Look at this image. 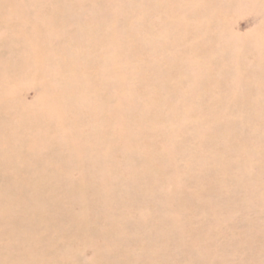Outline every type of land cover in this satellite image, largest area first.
Returning <instances> with one entry per match:
<instances>
[{"label":"rangeland","instance_id":"rangeland-1","mask_svg":"<svg viewBox=\"0 0 264 264\" xmlns=\"http://www.w3.org/2000/svg\"><path fill=\"white\" fill-rule=\"evenodd\" d=\"M0 264H264V0H0Z\"/></svg>","mask_w":264,"mask_h":264}]
</instances>
